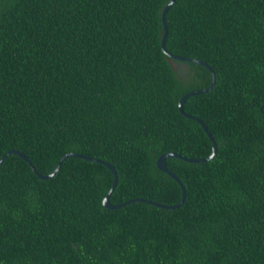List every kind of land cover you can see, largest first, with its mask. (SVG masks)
Returning a JSON list of instances; mask_svg holds the SVG:
<instances>
[{
	"label": "trees",
	"instance_id": "16d2710c",
	"mask_svg": "<svg viewBox=\"0 0 264 264\" xmlns=\"http://www.w3.org/2000/svg\"><path fill=\"white\" fill-rule=\"evenodd\" d=\"M0 0V264H264V0Z\"/></svg>",
	"mask_w": 264,
	"mask_h": 264
},
{
	"label": "water",
	"instance_id": "95a60500",
	"mask_svg": "<svg viewBox=\"0 0 264 264\" xmlns=\"http://www.w3.org/2000/svg\"><path fill=\"white\" fill-rule=\"evenodd\" d=\"M173 3H174V0H169L168 4L166 5V7L164 8V10L162 12L163 36H162V39H161V50L171 60H176V61H180V62L193 63V64L200 65V66L206 68L210 72V74H211V85L207 89L199 90V91H194V92L188 93L187 95L183 96L180 99V101L178 102V111H179L180 114H182L187 119H190L192 121H195V122H197L200 125V127L203 129V131L205 132V134L207 135V137L209 138V140L212 142V153H211V155L208 158H206V159H200V160L186 159V158H182L180 156H177V155H174V154H170V153L163 154V155H161L157 159V161H156L157 169L159 171L167 174L170 178H172L175 182H177L178 185H179V187L181 188V191H182L181 201L178 204L174 205V206H168V207L167 206H163V205L154 204V203H151V202H148V201H142V202L149 203L151 205L158 206L160 208L171 209V210L172 209H177V208H179L183 204L184 199H185V189L182 186V184L180 183V181L178 180V178L174 174H172L170 171H168L167 166H166V159H168L170 157H175V158H179V159H181V160H183L185 162H188V163H204L206 161L211 160L214 157L215 153H216V145H215V143H214L211 135L207 131L206 127L204 126V124L199 119H197L195 117H192V116H189V115H185L184 112H183V109H182L183 108V103L185 102V100L187 98H189L191 96H195V95H199V94L206 93L210 89L213 88L214 83H215L214 73L210 69V67H208L206 64H204L202 62L195 61V60H191V59H188V58L175 57V56L170 55L165 50V41H166V36H167V26H166V22H165V15L169 11V9L172 7ZM10 154H15V155L19 156L21 159H23L30 166V168L32 169V171L41 180H46V179L50 178L57 171V169L59 168L62 160H64L65 158H67L69 156H73V157H76V158H81V159H84V160H87V161L93 162V163H98V164L103 165L104 167H106L112 173V175H113V183H112V186H111L108 194L104 197V199L102 201V205H103L104 208H106L108 210H116V209H119L120 207L125 206L127 204H130V203H133V202H136V201L137 202L140 201V200H130L127 203L118 204V205H112L110 203L109 197H110V195L112 194V192L114 191V189L116 187V184H117V176H116V173H115V170L113 169V167L111 165H109L108 163H106V162H103V161H100V160L91 159V158H86V157H83V156H80V155H65V156L62 157V159L58 163L56 169L50 175H48V176H40L35 171V169L31 165V163L28 161V159L23 154H21L19 152H16V151H10V152L6 153L0 159V164L3 162V160L5 159V157H7Z\"/></svg>",
	"mask_w": 264,
	"mask_h": 264
}]
</instances>
